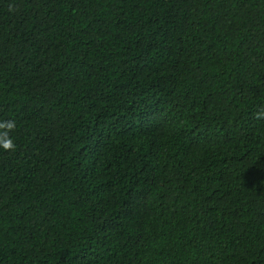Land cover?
I'll use <instances>...</instances> for the list:
<instances>
[{
	"label": "trees",
	"instance_id": "trees-1",
	"mask_svg": "<svg viewBox=\"0 0 264 264\" xmlns=\"http://www.w3.org/2000/svg\"><path fill=\"white\" fill-rule=\"evenodd\" d=\"M0 264H264V0H0Z\"/></svg>",
	"mask_w": 264,
	"mask_h": 264
},
{
	"label": "clouds",
	"instance_id": "clouds-1",
	"mask_svg": "<svg viewBox=\"0 0 264 264\" xmlns=\"http://www.w3.org/2000/svg\"><path fill=\"white\" fill-rule=\"evenodd\" d=\"M15 129V122L12 120L0 122V149L6 152L14 151L16 145L11 137Z\"/></svg>",
	"mask_w": 264,
	"mask_h": 264
}]
</instances>
